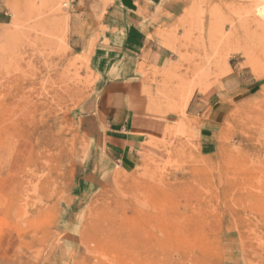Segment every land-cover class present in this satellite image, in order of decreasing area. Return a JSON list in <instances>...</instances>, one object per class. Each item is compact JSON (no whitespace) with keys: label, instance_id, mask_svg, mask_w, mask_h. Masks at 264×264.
Listing matches in <instances>:
<instances>
[{"label":"rangeland","instance_id":"rangeland-1","mask_svg":"<svg viewBox=\"0 0 264 264\" xmlns=\"http://www.w3.org/2000/svg\"><path fill=\"white\" fill-rule=\"evenodd\" d=\"M155 2L178 64L144 85L163 134L130 163L71 0H0V264H264V0Z\"/></svg>","mask_w":264,"mask_h":264},{"label":"crops","instance_id":"crops-1","mask_svg":"<svg viewBox=\"0 0 264 264\" xmlns=\"http://www.w3.org/2000/svg\"><path fill=\"white\" fill-rule=\"evenodd\" d=\"M71 4L79 53H91L92 61L104 50L109 56L107 72L98 80L108 81L109 88L90 113L100 120L109 150L134 163L139 147L163 134L159 117L145 110L144 85L173 81L171 71L178 64L165 45L169 42L160 39L162 29L152 24V11L160 4L155 0H71ZM140 9L151 14H138Z\"/></svg>","mask_w":264,"mask_h":264},{"label":"bare ground","instance_id":"bare-ground-1","mask_svg":"<svg viewBox=\"0 0 264 264\" xmlns=\"http://www.w3.org/2000/svg\"><path fill=\"white\" fill-rule=\"evenodd\" d=\"M261 7V6H260ZM259 16H264V7L258 10ZM260 119V118H259ZM256 120V119H255ZM255 126V125H254ZM257 128V127H256Z\"/></svg>","mask_w":264,"mask_h":264}]
</instances>
